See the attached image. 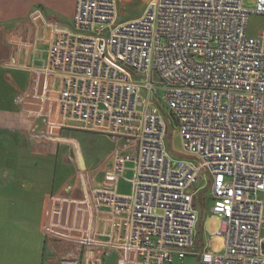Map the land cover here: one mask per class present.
Returning <instances> with one entry per match:
<instances>
[{"label":"built area","instance_id":"obj_1","mask_svg":"<svg viewBox=\"0 0 264 264\" xmlns=\"http://www.w3.org/2000/svg\"><path fill=\"white\" fill-rule=\"evenodd\" d=\"M120 13L119 0H76L71 25L52 26L47 60L17 99L54 140L68 129L123 142L96 191V207L126 211L123 233L88 232L81 243L116 250L119 264L188 255L197 264H264V29L248 33L264 0L252 9L243 0H146L138 17ZM0 64L19 67L15 59ZM174 125L194 161L173 158ZM129 157L132 191L121 195ZM200 181L221 219L213 234L224 239L221 253L205 243L198 251ZM77 204L87 217L91 201Z\"/></svg>","mask_w":264,"mask_h":264},{"label":"crops","instance_id":"obj_2","mask_svg":"<svg viewBox=\"0 0 264 264\" xmlns=\"http://www.w3.org/2000/svg\"><path fill=\"white\" fill-rule=\"evenodd\" d=\"M75 1L0 0V63L15 59L19 64L11 68L0 64V264L120 262L116 250L83 245L81 237L94 232L108 239L123 233L124 209L96 207V191L102 189L105 174L113 164L111 155L122 148L123 142L108 138L110 143L100 161L87 160L79 147L83 158L80 168L71 148L59 154L61 138L54 140L44 133L43 119L17 103L30 87L32 69L47 60L52 26L71 25ZM37 8L42 10L43 19L34 21L31 14ZM33 130L44 132L33 138ZM68 131L62 129L60 135ZM121 151L132 155L128 150ZM127 162L133 163L130 157L126 160L116 184L121 195L131 193L120 191L123 179L132 191L131 178L126 177ZM131 170L133 173V167ZM85 198L92 207L89 215L81 218L76 212L77 203ZM176 260L181 259L167 264H178ZM192 264H197V257Z\"/></svg>","mask_w":264,"mask_h":264},{"label":"rangeland","instance_id":"obj_3","mask_svg":"<svg viewBox=\"0 0 264 264\" xmlns=\"http://www.w3.org/2000/svg\"><path fill=\"white\" fill-rule=\"evenodd\" d=\"M146 0H119L120 4V14L121 18L124 20L132 19L140 16L145 9ZM256 0H243L244 5L247 8L252 9L255 5ZM264 29V15L251 14L248 21V33L255 36L260 30ZM70 131V130H69ZM64 132L57 137L61 138L63 146H57L59 154L62 156L65 152H68V148H71L76 156V163L81 168V157L80 148L82 147L83 154L89 160V158L96 161H100L101 158L106 153L107 145H109V140L103 135L90 133L79 130H72L70 132ZM67 136V137H65ZM65 138V139H64ZM56 139V140H57ZM78 141L81 146H79ZM111 141H113L111 139ZM115 142V141H114ZM61 143L60 141L57 142ZM78 143V144H77ZM168 148L172 151V156L175 160H189L194 161L192 155L185 151L182 143V137L178 129L171 126V132L167 138ZM59 147V148H58ZM80 149V150H79ZM78 151V160H77ZM115 151L111 155L113 159ZM80 162V163H79ZM134 166L133 163L127 162L126 167L128 168L126 172V177L131 178L133 173L131 168ZM78 170V169H77ZM74 174V171H71ZM208 182L200 181L198 186H201L198 196H197V209L200 212V217L196 226V234L200 233L201 237L199 239L198 251L202 250V244L205 243L209 246V249L214 253H221L224 249L225 242L222 237L213 235L217 230L221 228V219L217 215L213 214L212 207L214 205V198H212L211 189L207 188ZM120 191L123 193L131 192V185L126 180L123 179L120 183ZM264 236V231H263ZM196 256H187L184 259L176 260L178 264H192Z\"/></svg>","mask_w":264,"mask_h":264},{"label":"water","instance_id":"obj_4","mask_svg":"<svg viewBox=\"0 0 264 264\" xmlns=\"http://www.w3.org/2000/svg\"><path fill=\"white\" fill-rule=\"evenodd\" d=\"M81 157H82V156H81ZM80 161H81V163H82L83 159H81Z\"/></svg>","mask_w":264,"mask_h":264}]
</instances>
